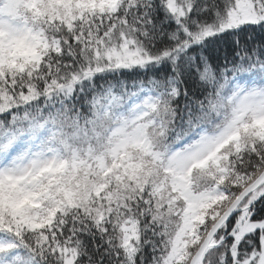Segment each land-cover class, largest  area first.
<instances>
[{
  "label": "snow or ice",
  "instance_id": "1",
  "mask_svg": "<svg viewBox=\"0 0 264 264\" xmlns=\"http://www.w3.org/2000/svg\"><path fill=\"white\" fill-rule=\"evenodd\" d=\"M0 264H264V0H0Z\"/></svg>",
  "mask_w": 264,
  "mask_h": 264
}]
</instances>
